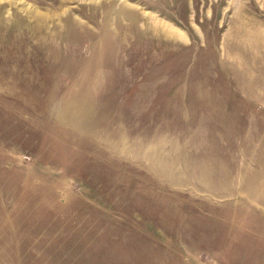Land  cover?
Wrapping results in <instances>:
<instances>
[{
  "label": "rangeland",
  "instance_id": "1",
  "mask_svg": "<svg viewBox=\"0 0 264 264\" xmlns=\"http://www.w3.org/2000/svg\"><path fill=\"white\" fill-rule=\"evenodd\" d=\"M0 264H264V0H0Z\"/></svg>",
  "mask_w": 264,
  "mask_h": 264
}]
</instances>
